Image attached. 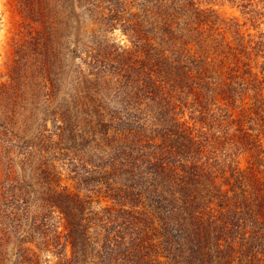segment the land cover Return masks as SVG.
I'll return each instance as SVG.
<instances>
[{
	"label": "rangeland",
	"instance_id": "1",
	"mask_svg": "<svg viewBox=\"0 0 264 264\" xmlns=\"http://www.w3.org/2000/svg\"><path fill=\"white\" fill-rule=\"evenodd\" d=\"M152 1L0 0V264L87 261L82 251L74 254L65 246L66 221L59 212L66 203L65 192L86 200L90 216L115 204L131 213L121 217L125 225L109 233L124 237L112 244L120 245V264L145 253L134 244L133 234L142 216L146 215V231L157 221L152 226L170 234L169 215L150 201L153 192H148L143 162L152 152L148 140L156 141L149 136L165 126L162 120L146 128V110L156 113L146 108L144 94L146 37L154 38L146 32V24L152 22L148 20L154 19L152 14L147 19L146 10L156 5ZM194 1L197 8L215 10L226 21V32L220 31L234 44H251L261 35L264 39V2L253 0L254 6L242 9L240 0ZM166 2L171 5L173 0ZM93 4L99 8L90 12ZM158 42L150 45L160 49ZM254 58L264 78V58ZM247 96L242 100L252 103ZM94 102L115 113L108 137L95 124ZM196 110L187 107L183 120L199 118ZM66 112L74 116L69 119ZM174 114L180 119L182 109ZM77 116L81 121H74L73 127ZM252 133L264 156V120L254 122ZM222 149L231 160L235 149ZM235 158L245 166L249 156L238 152ZM114 167L125 170L111 175ZM96 224L95 230L88 229L84 247L91 261L98 260L92 257L103 241L97 220ZM132 243L142 253L128 252L125 260L122 247Z\"/></svg>",
	"mask_w": 264,
	"mask_h": 264
},
{
	"label": "trees",
	"instance_id": "2",
	"mask_svg": "<svg viewBox=\"0 0 264 264\" xmlns=\"http://www.w3.org/2000/svg\"><path fill=\"white\" fill-rule=\"evenodd\" d=\"M166 1L154 0L156 5L146 10L147 19L150 14L154 17L148 20L152 22L146 24V32L151 31L154 38L146 37L144 94L146 108L156 112L146 110V128L162 120L165 126L149 136L156 141L148 140L146 146L152 152L143 162L153 208L166 211L172 228L170 234L158 232L153 221L146 231V215L142 216L133 234L134 244L145 253L127 260L128 252L142 251L133 243L124 246L122 257L127 261L122 264H264V156L252 133L254 122L264 120V78L254 60V55L264 58L263 35L254 43L236 45L220 31L226 32V21L215 10L199 9L194 0H173L171 5ZM240 1L242 9L255 5L253 0ZM92 7L97 10L99 5L88 7L90 12ZM155 39L160 49L150 45ZM245 94L252 103L242 100ZM91 104L95 124L108 137L115 127V113L98 102ZM178 107L180 119L174 114ZM187 107L198 108L200 117L183 120ZM74 121L78 124L81 118L72 121L73 127ZM224 145L235 149L231 160L224 156ZM238 152L249 156L245 166L235 158ZM124 170L114 167L110 174ZM75 195L65 192L63 210L56 207L66 221L65 246L74 254L82 251L87 260L83 264H120V245L112 244L124 237L109 233L125 225L121 217L131 213L115 204L90 216L87 201ZM96 220L103 241L92 257L98 260L91 261L84 247Z\"/></svg>",
	"mask_w": 264,
	"mask_h": 264
}]
</instances>
